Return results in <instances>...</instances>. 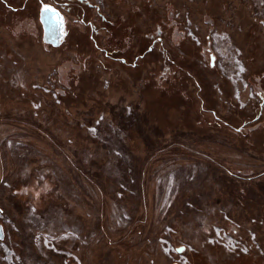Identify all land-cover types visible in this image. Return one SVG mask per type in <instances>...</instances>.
Wrapping results in <instances>:
<instances>
[{
    "label": "rangeland",
    "instance_id": "rangeland-1",
    "mask_svg": "<svg viewBox=\"0 0 264 264\" xmlns=\"http://www.w3.org/2000/svg\"><path fill=\"white\" fill-rule=\"evenodd\" d=\"M42 7L0 0V264H264V0Z\"/></svg>",
    "mask_w": 264,
    "mask_h": 264
},
{
    "label": "water",
    "instance_id": "water-1",
    "mask_svg": "<svg viewBox=\"0 0 264 264\" xmlns=\"http://www.w3.org/2000/svg\"><path fill=\"white\" fill-rule=\"evenodd\" d=\"M51 11H45V8ZM40 22L43 25L44 36L43 40L46 44L54 48H59L62 45L64 21L63 16L54 7L43 5L40 15ZM0 236L2 238L3 232L0 227ZM2 232V233H1Z\"/></svg>",
    "mask_w": 264,
    "mask_h": 264
},
{
    "label": "flooded vegetation",
    "instance_id": "flooded-vegetation-1",
    "mask_svg": "<svg viewBox=\"0 0 264 264\" xmlns=\"http://www.w3.org/2000/svg\"><path fill=\"white\" fill-rule=\"evenodd\" d=\"M78 0H42V6L43 5H49L54 7L59 13L63 16L64 21V29L63 31V39H62V45L64 44V41L67 37V18L66 14L68 13V9H71L69 6L72 4H75ZM68 15V14H67ZM61 45V46H62ZM60 46V47H61Z\"/></svg>",
    "mask_w": 264,
    "mask_h": 264
},
{
    "label": "crops",
    "instance_id": "crops-1",
    "mask_svg": "<svg viewBox=\"0 0 264 264\" xmlns=\"http://www.w3.org/2000/svg\"><path fill=\"white\" fill-rule=\"evenodd\" d=\"M260 108V107H259ZM260 110H264V107H262V109H260ZM216 114V113H215ZM260 114H261V112H260ZM259 114V115H260ZM262 115V114H261ZM259 117V116H258ZM216 121V123H220V120H222L220 117H218L217 115H216V117H213L212 118V121ZM226 124V123H225ZM217 169H218V167H217ZM214 171H218V170H214ZM219 172V171H218ZM220 173V172H219ZM222 173V172H221ZM229 175V174H228ZM226 178H227V176H225ZM229 177V180H228V182L227 183H229L228 184V186L229 187H231V188H233V191L234 192H236L237 191V189H239L237 186H240L239 184H237V182H238V180L235 178H233V177H230V176H228ZM228 179V178H227ZM263 182V186H264V178H262V179H260V181H259V183H262ZM239 183V182H238ZM262 186V190H264V187ZM237 193V192H236ZM240 193L242 194L243 193V191H240ZM243 196V195H242ZM240 197V196H239ZM261 212V211H260ZM261 213H264L263 211L261 212ZM254 264H258V261L256 262V263H254Z\"/></svg>",
    "mask_w": 264,
    "mask_h": 264
},
{
    "label": "snow or ice",
    "instance_id": "snow-or-ice-1",
    "mask_svg": "<svg viewBox=\"0 0 264 264\" xmlns=\"http://www.w3.org/2000/svg\"><path fill=\"white\" fill-rule=\"evenodd\" d=\"M45 11L47 12V11H51V9H48L47 7L45 8Z\"/></svg>",
    "mask_w": 264,
    "mask_h": 264
},
{
    "label": "trees",
    "instance_id": "trees-1",
    "mask_svg": "<svg viewBox=\"0 0 264 264\" xmlns=\"http://www.w3.org/2000/svg\"><path fill=\"white\" fill-rule=\"evenodd\" d=\"M262 175H264V173H263V174H261V175H259V176H262Z\"/></svg>",
    "mask_w": 264,
    "mask_h": 264
}]
</instances>
